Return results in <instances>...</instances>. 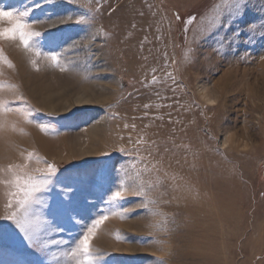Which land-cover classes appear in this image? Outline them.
Wrapping results in <instances>:
<instances>
[{"label":"rangeland","instance_id":"1","mask_svg":"<svg viewBox=\"0 0 264 264\" xmlns=\"http://www.w3.org/2000/svg\"><path fill=\"white\" fill-rule=\"evenodd\" d=\"M0 8L40 32L0 38V264H81L101 217L92 264H264V0ZM48 164L35 242L5 217Z\"/></svg>","mask_w":264,"mask_h":264},{"label":"snow or ice","instance_id":"2","mask_svg":"<svg viewBox=\"0 0 264 264\" xmlns=\"http://www.w3.org/2000/svg\"><path fill=\"white\" fill-rule=\"evenodd\" d=\"M28 12H17V11H6L0 8V21H6L9 27L0 28V38L16 40L18 39L20 45L24 49L35 52L36 55H40L38 49L32 44L34 37H38L40 32H35L30 30V25L26 22L25 17ZM66 19H71L68 17ZM219 21V17L214 18ZM76 23H84V17H79L75 20ZM53 63H56L58 56L56 53L51 54L48 57ZM33 63H35L33 61ZM147 107V106H146ZM56 168L48 164L47 171H42L39 176L29 177L26 185L20 186L19 191L14 195L22 196L21 199L15 201V206H18V211H13L9 216L5 217L10 220H14L18 227L25 233L26 237L35 242H39L40 232L42 228L38 223L33 222L29 219V212L33 204L42 203L36 199L37 193L44 190L50 182L51 177L55 174ZM123 198L120 191L113 193L111 200H119ZM11 203V201H10ZM105 217H101L96 220L93 228L99 225ZM93 228H89L88 232L84 234L82 240L76 249H73V253L82 252L84 255V260L81 264H92L90 244Z\"/></svg>","mask_w":264,"mask_h":264},{"label":"bare ground","instance_id":"3","mask_svg":"<svg viewBox=\"0 0 264 264\" xmlns=\"http://www.w3.org/2000/svg\"><path fill=\"white\" fill-rule=\"evenodd\" d=\"M26 55H27V54H26ZM80 98H81V96H80ZM84 98H85V97H84ZM80 100H82V99H80ZM208 101L211 102V101H213V99L208 98ZM48 108H51V107H49V105H48Z\"/></svg>","mask_w":264,"mask_h":264}]
</instances>
